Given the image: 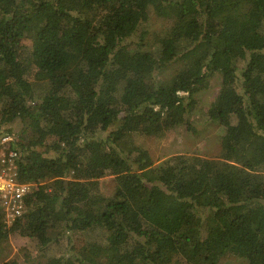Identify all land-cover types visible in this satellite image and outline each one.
I'll use <instances>...</instances> for the list:
<instances>
[{"label":"trees","instance_id":"16d2710c","mask_svg":"<svg viewBox=\"0 0 264 264\" xmlns=\"http://www.w3.org/2000/svg\"><path fill=\"white\" fill-rule=\"evenodd\" d=\"M0 100L19 179L40 184L14 222L0 208V247L19 234L46 264H264V0H0ZM194 114L220 127L217 157L156 164L127 145Z\"/></svg>","mask_w":264,"mask_h":264},{"label":"rangeland","instance_id":"374dc122","mask_svg":"<svg viewBox=\"0 0 264 264\" xmlns=\"http://www.w3.org/2000/svg\"><path fill=\"white\" fill-rule=\"evenodd\" d=\"M163 23L158 21L157 27L162 26ZM219 81L220 77L216 75L210 82L209 87L198 95L197 102L202 109H207L208 104L217 96ZM192 120V129L181 126L161 139L147 138L143 135H131L128 138L127 145L129 148L138 146L148 149L156 164L175 154L200 155L208 158L217 157L221 151L220 127L217 124L205 122L199 114H194ZM7 127H12L18 133L21 130L17 123L8 124ZM110 177H106L104 181L106 187L103 190L104 194L108 196L115 189L114 182H112ZM74 243L79 245V239H75ZM61 249H65L63 244L62 246L58 245L54 253H58ZM51 255V251L47 253L39 252L35 241L19 234H12L8 238L7 243L5 242L0 247V263L5 260L15 259L19 264H46L51 260ZM221 264H245V260L233 255L228 256Z\"/></svg>","mask_w":264,"mask_h":264},{"label":"built area","instance_id":"2783aa9c","mask_svg":"<svg viewBox=\"0 0 264 264\" xmlns=\"http://www.w3.org/2000/svg\"><path fill=\"white\" fill-rule=\"evenodd\" d=\"M3 103L0 100V112ZM0 126V208L5 221L10 224L28 211V199L39 189L40 184L22 182L18 175L19 151L16 144L19 136L15 131Z\"/></svg>","mask_w":264,"mask_h":264}]
</instances>
